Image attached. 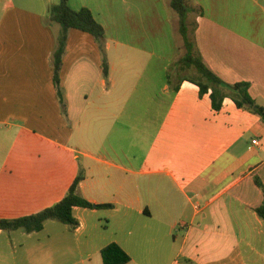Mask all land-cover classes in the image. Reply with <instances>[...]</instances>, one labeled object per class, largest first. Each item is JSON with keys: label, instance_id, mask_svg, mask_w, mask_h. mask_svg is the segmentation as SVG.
I'll use <instances>...</instances> for the list:
<instances>
[{"label": "crops", "instance_id": "0c3cea01", "mask_svg": "<svg viewBox=\"0 0 264 264\" xmlns=\"http://www.w3.org/2000/svg\"><path fill=\"white\" fill-rule=\"evenodd\" d=\"M187 1L202 9L188 23L204 64L248 82L264 109V0ZM57 3L0 0V218L54 205L79 173L77 193L111 207H74L73 229L0 230V264H102L110 243L126 264H264V122L167 80L184 52L169 0H68L105 37L100 48L68 30L66 115L53 83Z\"/></svg>", "mask_w": 264, "mask_h": 264}, {"label": "trees", "instance_id": "16d2710c", "mask_svg": "<svg viewBox=\"0 0 264 264\" xmlns=\"http://www.w3.org/2000/svg\"><path fill=\"white\" fill-rule=\"evenodd\" d=\"M169 4L178 18V32L181 36L184 52L171 65L170 70L166 74L167 80L170 82L173 78H177L179 81L186 80L195 84L198 87L199 96L208 94L214 110H219L224 99L229 98L236 107L259 115L264 122V109L250 96L248 82L226 83L204 64L195 42V26L193 24L190 26L188 23V15L191 12L202 14V9L198 6L190 5L187 0H169ZM49 19L59 26V31L56 35V45L52 54L53 83L62 113L66 115V104L60 86L59 75L68 30L77 29L89 33L94 37L100 48H103L105 32L103 26L95 20L88 8L82 7L79 10H74L69 6L68 0H58L57 4L51 6ZM102 69L103 75L106 77L108 66L105 59L102 62ZM191 69L195 72L192 76L184 75V72ZM177 89L178 84L172 86L173 91ZM82 179L83 175L79 173L72 181L63 198L52 206L26 216L12 219L0 218V230L21 229L27 233L38 232L43 229L47 220L66 224L73 229L77 225V220L73 216L74 207L110 208V204H94L77 193L78 184ZM255 211L264 221V194L261 204L255 208ZM100 255L102 264H126L130 259L129 255L116 243H110L103 247Z\"/></svg>", "mask_w": 264, "mask_h": 264}, {"label": "rangeland", "instance_id": "374dc122", "mask_svg": "<svg viewBox=\"0 0 264 264\" xmlns=\"http://www.w3.org/2000/svg\"><path fill=\"white\" fill-rule=\"evenodd\" d=\"M182 49H183V47H182ZM170 69V68H169ZM168 69V70H169ZM195 72L191 69V70H188V71H186V72H184V75H186V76H192L193 74H194ZM47 225V228L48 227H50V226H57L58 224H60V223H58V222H56V221H54V220H49L47 223H46Z\"/></svg>", "mask_w": 264, "mask_h": 264}, {"label": "built area", "instance_id": "2783aa9c", "mask_svg": "<svg viewBox=\"0 0 264 264\" xmlns=\"http://www.w3.org/2000/svg\"><path fill=\"white\" fill-rule=\"evenodd\" d=\"M252 142H253V143H255V142H256V140H253Z\"/></svg>", "mask_w": 264, "mask_h": 264}]
</instances>
